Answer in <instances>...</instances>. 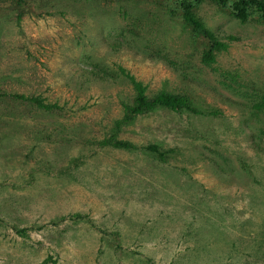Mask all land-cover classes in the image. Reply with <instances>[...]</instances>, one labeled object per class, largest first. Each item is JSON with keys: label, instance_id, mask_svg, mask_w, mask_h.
Returning a JSON list of instances; mask_svg holds the SVG:
<instances>
[{"label": "rangeland", "instance_id": "obj_1", "mask_svg": "<svg viewBox=\"0 0 264 264\" xmlns=\"http://www.w3.org/2000/svg\"><path fill=\"white\" fill-rule=\"evenodd\" d=\"M196 13L234 38L212 66L177 0H0V264H264V25ZM119 68L220 113L118 130Z\"/></svg>", "mask_w": 264, "mask_h": 264}, {"label": "trees", "instance_id": "obj_2", "mask_svg": "<svg viewBox=\"0 0 264 264\" xmlns=\"http://www.w3.org/2000/svg\"><path fill=\"white\" fill-rule=\"evenodd\" d=\"M211 3L219 8H228L230 14L235 17L242 24L249 22H256L264 25V0H235L232 3L230 0H177L179 8V15L182 17L183 23L190 29L192 37L197 41L200 38L204 44V50L201 53V61L204 65L212 66L218 54L228 49L230 41H234L232 37L219 36L210 31L201 19L197 16L196 10L203 3ZM120 73L128 80L132 87L134 98L131 103H122L123 117L116 127L118 130L123 125L131 123L139 116H144L155 112L158 109H166L172 112H190L195 115H219L218 110L201 112L194 107V103L190 96L175 95L167 92H160L153 97L147 95L146 87L134 76L128 73L125 69L119 68ZM4 95L0 92V99ZM17 100L26 101L36 105L42 109L49 110L52 106L43 103L39 98H24L17 96ZM249 108V107H248ZM245 109V108H244ZM250 111L256 114H264V96L261 97L254 105L251 106ZM106 145L115 148L133 150L132 145L126 142L117 140H108ZM146 151L155 154L159 159L164 160L168 155L167 152H161L156 145H151L145 148Z\"/></svg>", "mask_w": 264, "mask_h": 264}]
</instances>
